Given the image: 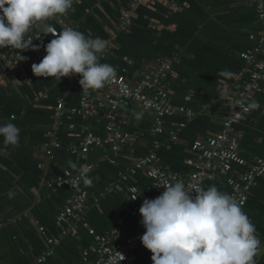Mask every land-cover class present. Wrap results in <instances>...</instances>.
I'll return each instance as SVG.
<instances>
[{
	"label": "crops",
	"instance_id": "1",
	"mask_svg": "<svg viewBox=\"0 0 264 264\" xmlns=\"http://www.w3.org/2000/svg\"><path fill=\"white\" fill-rule=\"evenodd\" d=\"M129 10L130 0H75L69 15L71 28L108 41L110 50L101 62L114 66L117 76L128 81L133 80L144 60L157 55L173 58L168 81L172 102L193 110L195 116H167L164 132L157 134L145 123V119L152 120L150 113L141 109L144 116L140 108L125 103L121 114L127 115V130L135 137L133 151L92 149L80 160L67 150L79 142V126L91 125L96 136L104 137L101 124L79 116L68 118L67 114L59 118L58 124L55 118L58 99L66 108L78 105L82 89L79 74L44 78L35 76L29 67L25 76L15 74L0 82V123L9 121L21 129L19 145L9 147V155L0 156V264H85L84 251L91 260L94 243L88 228L99 233L110 231L118 218L129 226L126 210L132 204L131 198L124 192L107 190L116 174L130 165L133 156L150 150L171 170L187 171L186 150L198 137L220 130L222 117L236 96L234 80L246 78L240 53L252 46L249 35L264 32V24L254 14L253 0H148L131 10L132 25L127 31L117 30L122 13ZM42 36L34 41L40 48L51 39L49 34ZM33 50L29 47L26 51ZM224 70L231 72V77L222 76ZM6 71L0 62V74ZM225 91L227 96L223 95ZM187 95L189 101L184 99ZM252 99L261 107L243 112L244 120L236 126L244 164L234 165L232 174L250 170L255 158H264V81ZM141 121L142 127L134 125ZM70 122L75 129L68 128ZM182 123L185 125L178 128ZM172 131L176 132V141L170 139ZM52 134L58 138L59 146L48 157L41 147ZM69 161L77 167H71ZM86 164H93L94 169L88 176L91 185L83 184L89 200L78 237L63 239L50 257L39 262L37 258L46 249V236L58 233L56 214L69 195L67 188L50 190L43 181L63 169L77 175ZM127 184L142 191L151 188L143 172L128 179ZM213 185L229 192L222 178L207 183L206 189ZM244 212L264 245V175L256 178ZM151 255L140 245L132 255L133 264H152Z\"/></svg>",
	"mask_w": 264,
	"mask_h": 264
},
{
	"label": "built area",
	"instance_id": "2",
	"mask_svg": "<svg viewBox=\"0 0 264 264\" xmlns=\"http://www.w3.org/2000/svg\"><path fill=\"white\" fill-rule=\"evenodd\" d=\"M147 1L130 0V8L133 10L137 4ZM71 10L61 16L37 22L26 38L32 39V45L35 40H41L43 38L41 31L45 24L54 26L53 24L56 23L58 27H54L57 31L71 27L69 19ZM131 10L122 13L117 30L125 32L130 28ZM253 10L256 19L264 24V0H253ZM49 35L51 39L54 38L52 34ZM249 40L252 43L250 49L240 53L246 78L243 79L240 76L235 78L233 86L236 94L234 100H242L243 104L235 109L231 104L222 117L219 131L198 137L190 144L184 159V164L188 167L185 172L171 170L160 161L153 150L132 157L130 165L119 171L107 188L108 191L124 192L130 198L141 192V195L131 199L132 204L126 210L129 226H126L123 219L118 218L115 227L110 231L99 233L93 228H88L87 232L94 243V256L90 260L88 251H84L82 259L85 264H133L132 255L142 245L140 236L145 231L139 223L141 216L138 209L143 199H153L164 191L163 186H157L158 184L181 180L188 189H193L190 190V195L195 196V188L206 189L207 183L216 182L222 178L229 187L228 193L238 201H243L242 210L244 211L246 198L256 178L264 175V158H255L250 170L231 173L234 165L239 167L244 164V159L240 155V135L236 126L244 120V106L252 100L254 92L264 81V32L250 34ZM109 47L108 44L107 51L110 50ZM44 55V47L34 49L33 52L26 50L19 52L11 47L0 48V62L7 68L6 73L0 74V82L8 77L12 78L15 74L25 76V71L33 63H38ZM172 63L173 58L157 55L144 60L131 81L117 76L99 90H89L82 86L79 103L75 107L66 108L64 101L58 99L55 107L56 123L59 124V118L64 114H67L68 118L79 116L84 121L93 119L100 123L104 132V137H98L91 125H80L79 142L69 145L67 150L80 160L85 159L92 149L109 148L113 152L122 150L132 152L135 137L127 130L129 122L127 115L121 114L125 103L150 113L153 121L152 130L157 134L164 132V120L167 116L176 114L186 118L195 116L196 112L193 110L185 106H176L172 102L168 87ZM184 99L189 101L190 96L187 95ZM184 125L179 124L178 128ZM68 128L73 130L76 125L70 122ZM169 136L172 141L177 140L175 131L170 132ZM58 146V138L52 134L48 142L42 145L41 152L45 156L52 157ZM86 167L91 168V171L87 173L88 178L94 169L93 164H86L77 175L63 169L61 173L44 179L43 184L46 188L54 190L65 187L69 190V195L56 214L58 233L55 236H46L43 232L46 236V249L37 261L43 262L50 257L54 247L58 246L63 239L78 237L80 224L84 221L88 210L89 194L83 187L84 178L81 177V172ZM139 172H143L149 178L151 182L149 191H142L136 185L127 184V180L135 177ZM93 200L97 202L96 198Z\"/></svg>",
	"mask_w": 264,
	"mask_h": 264
},
{
	"label": "clouds",
	"instance_id": "3",
	"mask_svg": "<svg viewBox=\"0 0 264 264\" xmlns=\"http://www.w3.org/2000/svg\"><path fill=\"white\" fill-rule=\"evenodd\" d=\"M73 3L74 0H0V48L11 47L19 52L29 47L37 49L39 45H32V39L26 38L34 24L67 13ZM41 33L54 38L43 45L46 54L39 63L31 65L35 76L60 79L79 74V84L89 90L102 89L116 79V68L101 62L108 50L105 39L86 36L71 27L57 31L49 24ZM221 75L231 77L232 73L224 70ZM223 95L227 96V92ZM231 104L235 109L243 101L233 100ZM260 107L252 99L243 110L250 112ZM20 132L12 122L0 123V156L9 155L7 149L19 145ZM90 171L86 167L81 172L88 185L92 183L87 178ZM161 185L164 191L153 199H143L138 209L139 223L145 229L140 241L151 252L152 264H256L261 241L255 225L242 210L243 201L214 185L195 188V196L181 180L157 186Z\"/></svg>",
	"mask_w": 264,
	"mask_h": 264
},
{
	"label": "rangeland",
	"instance_id": "4",
	"mask_svg": "<svg viewBox=\"0 0 264 264\" xmlns=\"http://www.w3.org/2000/svg\"><path fill=\"white\" fill-rule=\"evenodd\" d=\"M174 64V63H173ZM174 66V65H173ZM174 68V67H173ZM175 74V70L173 71ZM141 111V109H139ZM142 112V111H141ZM142 114L145 116V113L142 112ZM75 119V118H74ZM147 122V123H146ZM145 123L146 124H150V128L153 127V122L151 119L147 120L145 119ZM144 124V121H141L139 123L134 124L136 127H142V125ZM148 129V128H147ZM133 131V130H132ZM156 153V152H155ZM168 166V165H167ZM169 167V166H168ZM170 168V167H169ZM260 251H259V256L255 257L256 260V264H258L260 262V264H264V245H260ZM260 255H262V257H260Z\"/></svg>",
	"mask_w": 264,
	"mask_h": 264
}]
</instances>
